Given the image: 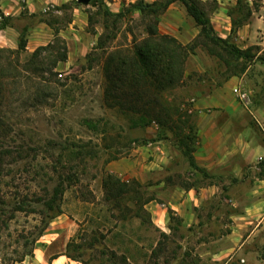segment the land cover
I'll list each match as a JSON object with an SVG mask.
<instances>
[{
    "label": "rangeland",
    "instance_id": "obj_1",
    "mask_svg": "<svg viewBox=\"0 0 264 264\" xmlns=\"http://www.w3.org/2000/svg\"><path fill=\"white\" fill-rule=\"evenodd\" d=\"M139 1L79 3L90 22L88 19L80 37L74 36V47L82 42L85 48L69 63L52 66L57 49L49 47L36 57L27 49L17 52L0 47V264H32L36 242L58 209L77 223L67 255L82 264H123V257L128 264H246L241 262L243 257L251 264H264V215L249 227L251 232L259 225L253 241L244 245L221 241L231 232L235 216L244 212L236 202L247 201L229 179L202 180L200 184L212 182L220 189L185 211H191V217L172 206L177 186L188 188L200 181L192 178L186 146L168 128L155 122L133 127L130 119L137 115L107 105L103 70L108 53L132 48L133 40L139 43L147 36V26L157 22L160 34L193 47L184 63L183 79L164 91V104L181 112L179 133H189L185 130L188 124L194 126L191 134L196 132L198 113L192 98L198 91H209L236 78V86L250 90L252 102L244 105L248 107L244 116L264 144L261 37L247 42L242 36V42H236L239 29L233 33L232 26L233 17L239 14L234 10L230 15L228 10L231 30L220 32L213 26L214 33L242 49L261 47L253 60L234 59L222 47L198 36L200 28L180 0L176 1L184 10L173 11L178 28L171 31L170 16L162 17L167 8L157 13L156 21L150 10L142 13L134 7ZM143 1L163 4L167 0ZM199 1L212 22L217 1ZM241 1L253 10L264 5V0ZM72 7L70 4L61 13L52 8L47 19L56 28H64L72 18ZM106 11L123 16L107 15ZM30 19L26 18L28 24ZM48 43L62 47L66 41L58 35ZM258 56L262 59H256ZM188 144L195 150L194 140ZM108 175L136 186L141 193L138 203L132 202L131 194L120 205L107 196L104 180ZM249 184L247 181L246 186ZM58 186L51 211L45 201ZM224 186L228 189L223 190ZM222 250L229 252L215 262L214 254Z\"/></svg>",
    "mask_w": 264,
    "mask_h": 264
},
{
    "label": "crops",
    "instance_id": "obj_2",
    "mask_svg": "<svg viewBox=\"0 0 264 264\" xmlns=\"http://www.w3.org/2000/svg\"><path fill=\"white\" fill-rule=\"evenodd\" d=\"M216 1L213 26L220 32L230 31L231 18L227 11L236 5L237 0ZM78 3L77 0H0V47L16 49L24 28L27 29L26 49L29 51L47 44L56 34L66 41L69 63L76 58L77 52L85 48L82 42L74 47L73 41L74 36L80 37L89 19L84 7ZM65 4L73 5L72 18L67 26L59 29L47 18L52 8L59 9L60 12ZM176 9L180 12L184 10L178 1L170 3L162 16L163 19L169 16L172 19L168 20L170 31L178 28V16L173 13ZM27 17L33 18L30 19L31 24L26 21ZM161 32H165V29H161ZM238 34L240 36L235 39L236 42H242V36L247 37V42H254L260 36L258 43L264 45V5L260 6V10H253L250 22L241 26ZM236 83V78H230L209 91H198L196 97L192 98L193 107L198 113L197 140L193 155L195 163L209 173L211 178L206 179H229L247 196L244 203L236 202L244 212L235 216L231 232L221 238V241L233 240L244 245L255 239V230L259 226L248 232L250 225L264 215V177L259 176V163L264 159V144L245 119L248 107L241 104L233 93ZM191 175L193 179L198 177L200 181L190 188L177 186L172 196L176 202H170L188 217H191L192 212L185 211L193 210L220 189L216 183L200 184L205 179L203 176L194 175L193 172ZM247 181H250L249 186H246ZM222 189L228 187L224 186ZM76 230V221L67 215L60 214L52 218L36 242L32 264H82L66 254L67 244ZM228 252L222 250L215 253L213 260H221L223 254ZM241 262L251 264L244 257Z\"/></svg>",
    "mask_w": 264,
    "mask_h": 264
},
{
    "label": "trees",
    "instance_id": "obj_3",
    "mask_svg": "<svg viewBox=\"0 0 264 264\" xmlns=\"http://www.w3.org/2000/svg\"><path fill=\"white\" fill-rule=\"evenodd\" d=\"M100 0H91L90 4ZM104 0H102L103 2ZM176 0H167L165 3H145L140 0L134 7L144 13L156 14L155 20L158 21L157 13L164 11L170 3ZM188 13L193 18L195 24L200 28L199 37H203L214 45L222 47L234 59L244 58L247 61L255 59L257 52L261 49L259 45H252L246 49L238 47L232 43L229 38H222L214 33V28L210 17L206 13L199 0H180ZM79 4V3H78ZM98 4V3H97ZM65 4L62 9L69 6ZM230 15L235 10L239 16L233 17L232 32L235 33L241 26L248 23L253 14V9L249 5H243L241 0L237 5L229 9ZM107 15L121 17V13L114 14L106 11ZM90 22V16H89ZM108 28L107 24L105 25ZM109 37V36H108ZM58 35L55 34V39ZM132 48L112 51L106 55L103 63L104 70V99L109 106H118L127 113L135 114L138 117L130 119L133 127H143L157 123L162 128H168L173 134L177 135L179 143L186 146V152L190 166L194 173L204 178H211L209 173L200 168L196 163L193 155V148L189 147L188 141L196 143L197 133L194 132V126L188 124L185 130L189 133H179V123L177 118L181 112L177 108H171L164 104V91L167 88L177 86L184 77V63L190 49L188 45H183L175 37L160 34L157 22L147 26V36L139 43L133 40ZM27 44V29L24 28L19 37L17 52L24 51ZM47 47L57 49L52 66H57L60 61H66L68 57L67 45L55 47L54 44L48 43L38 47L33 52L36 57L41 50ZM253 50H255L253 52ZM262 59L258 56L256 59ZM264 60V59H263ZM176 117V118H175ZM179 119V118H178ZM1 122V120H0ZM184 129V128H183ZM181 130V129H180ZM259 176L264 177V159L259 163ZM105 191L107 196L117 200V204L124 196L131 194L132 202L140 200L141 193L136 186H131L130 182H125L117 177L108 175L104 180ZM195 186L194 183L188 185V188ZM60 186L54 188V196L45 201L46 206L52 211L54 203L60 191ZM147 203V202H145ZM61 210L53 214L50 218L60 215ZM50 219V220H51ZM69 243L67 244L68 251ZM67 254V253H66ZM68 256V255H67ZM69 257V256H68ZM123 264H128L127 258L123 257ZM88 264V262H84Z\"/></svg>",
    "mask_w": 264,
    "mask_h": 264
},
{
    "label": "built area",
    "instance_id": "obj_4",
    "mask_svg": "<svg viewBox=\"0 0 264 264\" xmlns=\"http://www.w3.org/2000/svg\"><path fill=\"white\" fill-rule=\"evenodd\" d=\"M1 20V16H0ZM233 93L236 98L245 106H249L251 104V94L250 90H248L244 86L237 85L233 88Z\"/></svg>",
    "mask_w": 264,
    "mask_h": 264
},
{
    "label": "water",
    "instance_id": "obj_5",
    "mask_svg": "<svg viewBox=\"0 0 264 264\" xmlns=\"http://www.w3.org/2000/svg\"><path fill=\"white\" fill-rule=\"evenodd\" d=\"M80 4L88 5L90 4L91 0H77Z\"/></svg>",
    "mask_w": 264,
    "mask_h": 264
}]
</instances>
